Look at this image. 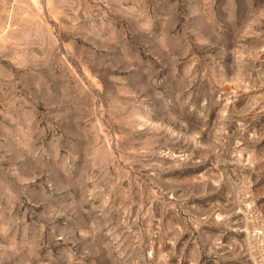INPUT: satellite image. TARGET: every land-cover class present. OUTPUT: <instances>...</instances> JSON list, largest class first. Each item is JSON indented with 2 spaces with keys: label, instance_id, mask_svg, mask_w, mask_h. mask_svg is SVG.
Wrapping results in <instances>:
<instances>
[{
  "label": "rangeland",
  "instance_id": "rangeland-1",
  "mask_svg": "<svg viewBox=\"0 0 264 264\" xmlns=\"http://www.w3.org/2000/svg\"><path fill=\"white\" fill-rule=\"evenodd\" d=\"M0 264H264V0H0Z\"/></svg>",
  "mask_w": 264,
  "mask_h": 264
}]
</instances>
